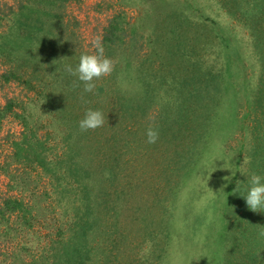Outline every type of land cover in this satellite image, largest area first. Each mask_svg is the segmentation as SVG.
<instances>
[{
	"label": "rangeland",
	"instance_id": "1",
	"mask_svg": "<svg viewBox=\"0 0 264 264\" xmlns=\"http://www.w3.org/2000/svg\"><path fill=\"white\" fill-rule=\"evenodd\" d=\"M98 37L86 92L65 65ZM252 172L264 0H0V264H264Z\"/></svg>",
	"mask_w": 264,
	"mask_h": 264
},
{
	"label": "clouds",
	"instance_id": "2",
	"mask_svg": "<svg viewBox=\"0 0 264 264\" xmlns=\"http://www.w3.org/2000/svg\"><path fill=\"white\" fill-rule=\"evenodd\" d=\"M95 48L97 49L95 53H81L75 66L65 65V71L82 82L86 92H92L95 88V82L113 71V61L105 56L104 47L99 37L95 41ZM104 124V112L100 109L88 108L85 110L83 118L79 120L78 127L80 132L83 133L103 127ZM146 135L149 144L157 143L160 139L159 127L149 125ZM235 175L236 173L232 172V176L235 177ZM246 178L242 198L251 211L264 213V174L252 172ZM240 186L241 182L238 181L236 190H239Z\"/></svg>",
	"mask_w": 264,
	"mask_h": 264
},
{
	"label": "trees",
	"instance_id": "3",
	"mask_svg": "<svg viewBox=\"0 0 264 264\" xmlns=\"http://www.w3.org/2000/svg\"><path fill=\"white\" fill-rule=\"evenodd\" d=\"M31 1H29L28 3H30ZM28 5V4H27ZM22 7H26V5H21Z\"/></svg>",
	"mask_w": 264,
	"mask_h": 264
}]
</instances>
